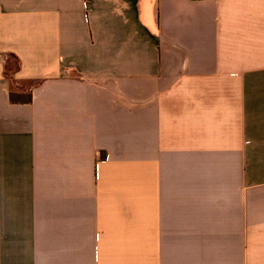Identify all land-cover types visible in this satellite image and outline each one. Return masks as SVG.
<instances>
[{"label":"crops","instance_id":"crops-1","mask_svg":"<svg viewBox=\"0 0 264 264\" xmlns=\"http://www.w3.org/2000/svg\"><path fill=\"white\" fill-rule=\"evenodd\" d=\"M0 264H264V0H0Z\"/></svg>","mask_w":264,"mask_h":264},{"label":"trees","instance_id":"trees-1","mask_svg":"<svg viewBox=\"0 0 264 264\" xmlns=\"http://www.w3.org/2000/svg\"><path fill=\"white\" fill-rule=\"evenodd\" d=\"M35 82H30V85H35ZM10 100L13 104H30L33 102V91L32 90H19L13 83L10 89Z\"/></svg>","mask_w":264,"mask_h":264}]
</instances>
